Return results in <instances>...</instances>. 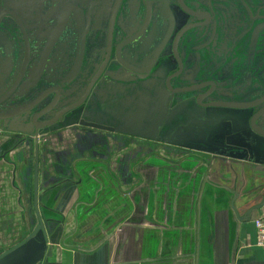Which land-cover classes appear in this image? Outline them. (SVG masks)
<instances>
[{
	"label": "flooded vegetation",
	"instance_id": "1",
	"mask_svg": "<svg viewBox=\"0 0 264 264\" xmlns=\"http://www.w3.org/2000/svg\"><path fill=\"white\" fill-rule=\"evenodd\" d=\"M29 135L49 188L195 157L206 185L229 168L255 185L264 0H0V140L34 171Z\"/></svg>",
	"mask_w": 264,
	"mask_h": 264
},
{
	"label": "crops",
	"instance_id": "2",
	"mask_svg": "<svg viewBox=\"0 0 264 264\" xmlns=\"http://www.w3.org/2000/svg\"><path fill=\"white\" fill-rule=\"evenodd\" d=\"M5 144L0 147V254L25 240L37 223L33 160L29 152H9L13 142ZM168 160L167 171L154 165L162 164L158 161L149 172L132 176L110 173L96 176L102 178L96 182L94 176H77L73 196L71 189L43 186L39 173V211L51 230L40 264H264L254 224L264 217V206L248 214L241 197L252 186L243 187L244 176L226 183L209 173L215 187L191 171L205 157Z\"/></svg>",
	"mask_w": 264,
	"mask_h": 264
},
{
	"label": "water",
	"instance_id": "3",
	"mask_svg": "<svg viewBox=\"0 0 264 264\" xmlns=\"http://www.w3.org/2000/svg\"><path fill=\"white\" fill-rule=\"evenodd\" d=\"M130 134V133H125ZM32 138V142L35 144V154H36V162H35V170H34V210L37 217L36 226L32 228L31 233L25 240H22L20 243L16 244L9 250L0 254V264H40L44 261L48 246H49V237L51 234V230L49 228V224L43 219L38 206V196L40 192L41 179L39 174V155H40V146H39V138L37 135H29ZM30 142V141H29ZM232 144V143H230ZM262 154L264 155V148L262 149ZM232 161V160H231ZM249 161L253 162V171L251 177L255 180V185L252 184L253 188L249 192L248 195H244L241 197V200L246 203V208L248 210V214L253 213L254 211L260 209L264 206V201L259 204L260 200L264 199L262 192L264 193V160H253L249 159ZM229 162V160H226ZM240 160V164H241ZM248 162V161H247ZM232 163H235L232 161ZM250 163V162H248ZM243 169L241 165H236ZM243 166V165H242ZM236 172V171H235ZM231 168L222 171L221 176L224 177L225 182L228 180L236 179L240 172L235 173ZM239 178V177H238ZM257 179H262V184L257 181ZM241 182V181H240ZM243 185V182H242Z\"/></svg>",
	"mask_w": 264,
	"mask_h": 264
},
{
	"label": "built area",
	"instance_id": "4",
	"mask_svg": "<svg viewBox=\"0 0 264 264\" xmlns=\"http://www.w3.org/2000/svg\"><path fill=\"white\" fill-rule=\"evenodd\" d=\"M254 224L258 233L257 246L264 249V217L257 218Z\"/></svg>",
	"mask_w": 264,
	"mask_h": 264
},
{
	"label": "rangeland",
	"instance_id": "5",
	"mask_svg": "<svg viewBox=\"0 0 264 264\" xmlns=\"http://www.w3.org/2000/svg\"><path fill=\"white\" fill-rule=\"evenodd\" d=\"M5 142H6V141H4V140L2 141V139H1V140H0V147H1L3 144H5ZM5 145H7V144H5ZM11 145H12V144H11ZM8 148H9V147H8ZM8 148H7V149H8ZM5 149H6V148H5ZM193 172H195V171H193ZM131 176H132V175H131ZM94 177H96V176L94 175ZM99 179H102V178H92V181L95 180L94 182H96V180L99 181ZM110 181H111V180H110ZM111 183H113V182L111 181ZM91 184H92V183H91ZM73 193H74V189H71V193H70V194H71L72 196H73ZM64 194H65V196H66V195H68L69 193H67V190H65V193H64ZM71 195L67 198L68 200H70V199L72 198ZM35 226H36V224L34 223L32 227H35Z\"/></svg>",
	"mask_w": 264,
	"mask_h": 264
}]
</instances>
